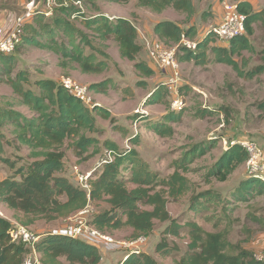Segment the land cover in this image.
I'll list each match as a JSON object with an SVG mask.
<instances>
[{"label": "trees", "instance_id": "1", "mask_svg": "<svg viewBox=\"0 0 264 264\" xmlns=\"http://www.w3.org/2000/svg\"><path fill=\"white\" fill-rule=\"evenodd\" d=\"M106 1L122 3L127 0ZM230 1L235 2L238 10L247 15V20L245 33L232 39L228 45L211 46L212 39L217 37L209 31L202 40H195L196 47L191 48L183 40H194L197 35L196 27L184 28L170 19L158 21L154 25V33L164 45H176L178 50L184 52L181 60H194L198 64L214 60L232 66L241 76L254 77L264 71V65H259L252 71H244L240 68L236 56L240 57L244 50H254L250 37L255 33L254 23H264V9L255 10L248 0ZM82 2L84 3V0ZM137 2L139 6L148 7L154 12H162L172 7L176 11L193 16L196 11L193 0ZM54 10L50 17H46L42 11H37L32 17L33 21L29 23V20L23 25L18 46L23 42L52 51L60 56L62 64L77 63L84 73L103 72L109 67L111 58L105 50L96 47L87 30L94 32L102 40L113 38L119 46L122 58L136 61L142 51L138 42V29L129 18L111 19L101 12L90 16L80 13L77 17L74 13L77 14L79 9L73 3ZM80 17H83V20L78 23L77 19ZM87 47L91 49L88 53ZM17 63L15 53L0 55V75L7 76L13 92L20 99L19 103H0V160L9 162V159L1 156L5 151L7 134L3 128L6 126L12 128L14 137L27 145L32 156L38 159L29 168L18 169V179L0 180V202L10 209L30 216L31 219L25 222L28 225L36 219H67L88 205L103 200L107 201L111 208L94 215L89 223L104 233L130 227L134 238L147 236L153 231L155 220H159L171 221L172 226L168 227L167 233L178 236L182 225L170 215L167 208L169 197H179L188 191L189 178L181 172H187L189 161L204 154L210 145H193L178 163L179 170L168 177H160L158 173L148 171L146 163L140 165V161L137 162L140 159L136 149L125 150L123 153L115 141H106L105 145L111 155L104 159L98 172L89 176L90 188H84L78 182L77 176L76 185L73 180L61 174L65 165L60 148L70 140L72 149L81 156L90 146L98 143V140L88 136L87 132L99 133L97 117L109 119L111 111L95 103H85L55 79L41 77L32 81L30 69H20L13 75ZM135 65L144 76H152L155 73L146 61H137ZM111 82L110 79H105L90 84L89 88L96 92H106ZM32 84L34 88L30 87ZM167 93L169 94L167 85L161 83L151 95V102H162ZM17 106H25L27 111ZM258 107L264 111V100ZM208 112L203 109L199 114L204 116ZM181 117V111H169L158 123H153L152 128L162 137L171 136L174 132L171 123L179 121ZM136 142L138 140L134 139V143ZM248 157L247 150L241 144H228L209 174L225 181L248 160ZM125 162L133 165L131 175L125 173L130 169L129 166L122 168ZM130 183L133 184L132 188L128 186ZM235 189L234 196L238 200H246L249 195L254 194V190L256 194H264V178L249 173ZM220 198L211 189H207L193 196L190 208L198 213L206 209L207 202L214 203ZM222 201L225 200L221 199L220 202ZM143 206L151 208H142ZM186 225L190 228L187 252L175 264H264L253 250L241 243L231 242L224 231H207L193 220ZM12 228L13 223L0 215V264H24L29 255L24 242L12 240ZM49 233L35 244L43 264H102V251L97 244L86 239L53 233L52 230ZM157 245L158 252L165 247L163 242ZM121 264L159 262L145 251H128Z\"/></svg>", "mask_w": 264, "mask_h": 264}, {"label": "rangeland", "instance_id": "2", "mask_svg": "<svg viewBox=\"0 0 264 264\" xmlns=\"http://www.w3.org/2000/svg\"><path fill=\"white\" fill-rule=\"evenodd\" d=\"M137 1L113 3L106 0L92 2L84 0L83 9H80L89 16L101 12L111 19L118 17L131 19L138 29V42L142 46L136 61L122 58L119 46L113 38L102 40L89 30L87 33L90 34L96 47L105 50L111 56L109 67L101 73H84L77 63L64 65L60 56L54 52L23 42L13 52L18 59L13 75L20 69H30L32 81L41 77H49L60 83L64 79H71L79 86L87 88V97L90 98L89 101L92 100L91 103L104 106L111 111L109 119L97 117L100 132H87V135L95 137L98 143L90 146L81 156L72 149L70 140H67L60 148L65 165L61 174L77 185L75 176L86 174L90 176L98 172L104 159L111 155L105 145L106 141H115L123 153L125 150L136 149L137 157L140 159L137 162L140 161V165L146 163L148 171L158 173L160 177H168L179 170L178 163L184 159V155L193 145H210L204 154L189 161L187 172H181L189 178L188 191L179 197H169L167 208L176 222L182 225L179 229L180 234L175 236L167 233L168 227L172 226L171 221L155 220L153 231L145 236L146 243L142 250L154 256L159 264H175L187 252L190 228L186 223L193 220L207 231H224L231 242L241 243L253 250L257 256L264 255V194H256L254 190V194L249 195L246 200H238L234 196L235 188L250 173L247 161L225 181H220L209 174L215 162L227 149L228 143L232 141L238 143L252 141L264 154V111L258 107V104L264 100V71L254 77L241 76L226 63L213 60L198 64L194 60H181L184 52L177 48L178 75L177 82L171 90L167 83L174 76V70L163 69L150 55L153 45L160 42L153 30L158 21L170 19L184 28L195 26L197 35L191 41L202 40L208 35L213 25L221 22L225 12L224 6L226 3L231 4V1L219 0L221 4L219 15L217 10L216 14L214 12L218 0H193L196 8L193 16L176 11L172 7L162 12H154L148 7L139 6ZM248 1L253 4L255 10L264 9V0ZM24 2L25 0H0V21L5 22L8 31L13 27L15 18L21 14ZM41 7L45 9L47 6ZM56 7L58 6L53 8ZM54 11L53 9V13ZM53 13L45 15L50 17ZM82 18L77 19L78 23L83 20ZM32 21L33 18L29 23ZM254 27L255 33L250 37L254 50H244L240 57L236 56L240 68L244 71H252L259 65H264V23L257 21ZM228 44L230 43L213 38L210 45ZM90 51L91 49L87 47L86 52ZM137 61H146L155 73L152 76H144L136 68ZM0 76V103H19L20 99L13 92L7 76L5 74ZM105 79L112 81L106 92H96L89 88L90 84ZM161 83L167 85L169 94L167 93L162 102L152 103L151 95ZM30 87L35 86L32 84ZM176 98L182 101V105L177 109L172 106ZM17 108L27 111L25 106H17ZM203 109L209 112L201 116L199 113ZM173 110L181 111L182 117L179 121L171 123L174 129L173 135L162 137L153 130L152 124L158 123L164 114ZM11 130V127L3 128L7 138L5 151L1 156L9 159V162L0 160V180L18 179L20 174L17 170L21 167L29 168L38 159L32 156L31 149L27 145L20 143L14 137ZM134 139L138 142L134 143ZM262 163L264 164V156ZM126 166L130 169L125 173L131 175L133 165L125 162L122 168ZM128 186L132 188L133 184L130 183ZM207 189H211L221 197L220 200L225 201L207 202L206 209L195 213L190 208L191 199ZM87 207L90 209L88 214L90 220L97 213L109 210L111 205L102 200ZM142 208L150 209L151 207L143 206ZM0 215L10 220L13 228L23 226L42 237L51 230L69 228L73 223L71 217L74 216L52 221L36 219L27 225L25 222L31 219L30 216L10 209L2 202H0ZM107 233L117 242L134 239L133 230L130 227L109 230ZM17 234L19 233L14 231V236L17 237ZM12 240L22 242L19 241L20 239L14 240L13 237ZM140 240L143 241V239ZM161 242L165 247L158 252L157 244ZM25 244L29 253L25 259L27 260L36 247L34 248L35 244L26 242ZM102 246L105 245L102 244ZM114 247V249L108 248L107 251L101 249L102 264H121L127 251L116 245ZM37 254L40 257L38 252Z\"/></svg>", "mask_w": 264, "mask_h": 264}, {"label": "built area", "instance_id": "3", "mask_svg": "<svg viewBox=\"0 0 264 264\" xmlns=\"http://www.w3.org/2000/svg\"><path fill=\"white\" fill-rule=\"evenodd\" d=\"M70 2L74 3L79 9H83V4L81 0H25L22 8V12L15 18V22L13 27L9 29L5 33L4 36L0 37V55L1 54H11L13 53L18 44L21 42V33L23 25L32 19L37 11H42L46 15H51L53 13L54 6H63L68 5ZM226 3V2H225ZM42 5H46L45 9H41ZM53 6V7H52ZM41 7V8H40ZM224 14L219 22L216 25L211 27V32L215 34L218 40L228 43L232 39L237 36L243 35L246 31V20L247 15L240 12L238 10L237 4L232 3L224 6ZM84 11L79 10L77 14L74 13V16H79L80 13ZM184 43L191 48L196 47L195 41H191L189 39H184ZM160 43V42H159ZM156 42L152 49H150V55L153 59H155L163 69L174 70V76L170 78L169 88L172 90L174 84L177 82V68L178 61L176 58L177 55V46L174 47H166L162 43L159 44ZM62 84L70 91V93L74 94L81 100H83L87 104H92V100L89 101L90 98L87 97L88 90L85 87H81L78 84L71 81V79H64ZM182 105L181 99L176 98L173 101V108H178ZM227 143V142H226ZM237 141H232L228 144H235ZM241 144L248 152L249 157L247 160V166L250 174L257 175L260 177L264 176V164L262 163V158L264 156L263 152L259 149L256 143L252 141H245L239 143ZM89 175H77V179L79 183L86 189L90 188V184L88 183ZM264 178V177H263ZM90 212L89 207H86L78 212V214L71 217L73 219L72 225L67 229L61 230H53V233L66 234L75 238L86 239L94 244H97L101 249L108 250V248L114 249V245L120 248L128 250L130 252L140 253L142 247L145 245V236H139L134 239H127L121 242H117L116 239L110 234L104 233L99 229L95 228L93 225L89 223L88 214ZM14 231L18 232L17 237L14 236ZM50 234V233H47ZM44 234V235H47ZM11 237L14 240L20 239L19 241L31 243L32 245L36 244L42 236L39 234L32 233L30 229L26 227H16L13 228L10 232ZM19 235V236H18ZM140 239H143L141 241ZM142 243V244H141ZM102 244L105 246L103 247ZM35 248V246H34ZM32 249V248H31ZM127 251V252H128ZM258 259L264 261V255L257 256ZM24 264H43L40 261V257L38 256L36 249L32 252L31 257L25 260Z\"/></svg>", "mask_w": 264, "mask_h": 264}, {"label": "crops", "instance_id": "4", "mask_svg": "<svg viewBox=\"0 0 264 264\" xmlns=\"http://www.w3.org/2000/svg\"><path fill=\"white\" fill-rule=\"evenodd\" d=\"M220 6H221V4L219 3V0H218L215 7H214L215 14L218 12V14L220 15ZM216 10H217V12H216ZM220 18H221V16H220ZM7 31H8V28L6 27L5 22L1 23V21H0V37L4 36ZM105 251H107V250H105Z\"/></svg>", "mask_w": 264, "mask_h": 264}, {"label": "clouds", "instance_id": "5", "mask_svg": "<svg viewBox=\"0 0 264 264\" xmlns=\"http://www.w3.org/2000/svg\"><path fill=\"white\" fill-rule=\"evenodd\" d=\"M81 2H82V0H81ZM70 3H72V2H70ZM74 4V3H73ZM82 4H83V2H82ZM75 5V4H74ZM79 9V8H78ZM80 10V9H79Z\"/></svg>", "mask_w": 264, "mask_h": 264}]
</instances>
